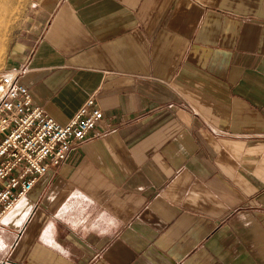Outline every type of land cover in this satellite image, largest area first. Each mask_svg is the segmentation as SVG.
<instances>
[{
  "label": "crops",
  "instance_id": "crops-1",
  "mask_svg": "<svg viewBox=\"0 0 264 264\" xmlns=\"http://www.w3.org/2000/svg\"><path fill=\"white\" fill-rule=\"evenodd\" d=\"M6 69L103 117L0 219L6 264H264V0H31Z\"/></svg>",
  "mask_w": 264,
  "mask_h": 264
},
{
  "label": "built area",
  "instance_id": "built-area-1",
  "mask_svg": "<svg viewBox=\"0 0 264 264\" xmlns=\"http://www.w3.org/2000/svg\"><path fill=\"white\" fill-rule=\"evenodd\" d=\"M21 70L0 72V219L26 195L40 176L66 162L92 137L103 117L89 98L65 123L47 115L32 98Z\"/></svg>",
  "mask_w": 264,
  "mask_h": 264
},
{
  "label": "rangeland",
  "instance_id": "rangeland-1",
  "mask_svg": "<svg viewBox=\"0 0 264 264\" xmlns=\"http://www.w3.org/2000/svg\"><path fill=\"white\" fill-rule=\"evenodd\" d=\"M30 2L31 0H12L9 9L4 10V13L3 10L0 12V72L6 69L7 55Z\"/></svg>",
  "mask_w": 264,
  "mask_h": 264
},
{
  "label": "bare ground",
  "instance_id": "bare-ground-1",
  "mask_svg": "<svg viewBox=\"0 0 264 264\" xmlns=\"http://www.w3.org/2000/svg\"><path fill=\"white\" fill-rule=\"evenodd\" d=\"M11 1L12 0H0V12H1V10H3V13H4L5 12L4 10L9 9V7L11 6ZM0 25H1V23H0ZM0 27L2 28V26H0Z\"/></svg>",
  "mask_w": 264,
  "mask_h": 264
},
{
  "label": "water",
  "instance_id": "water-1",
  "mask_svg": "<svg viewBox=\"0 0 264 264\" xmlns=\"http://www.w3.org/2000/svg\"><path fill=\"white\" fill-rule=\"evenodd\" d=\"M0 264H6V263H1V262H0Z\"/></svg>",
  "mask_w": 264,
  "mask_h": 264
}]
</instances>
